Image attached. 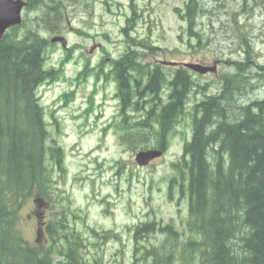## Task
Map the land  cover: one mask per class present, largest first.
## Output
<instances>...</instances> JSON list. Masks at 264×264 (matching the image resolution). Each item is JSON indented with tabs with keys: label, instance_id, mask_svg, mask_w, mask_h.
Here are the masks:
<instances>
[{
	"label": "trees",
	"instance_id": "trees-1",
	"mask_svg": "<svg viewBox=\"0 0 264 264\" xmlns=\"http://www.w3.org/2000/svg\"><path fill=\"white\" fill-rule=\"evenodd\" d=\"M28 1L23 23L10 28L0 40V264H52L54 245L28 241L18 229L27 200L54 203L52 189L56 181L50 156L55 167L64 169L63 149L50 144L51 134L38 89L45 82L62 78L65 65L72 58L67 54L57 67H47L48 50L54 49L55 43L42 33L48 29L61 34L67 16L66 0ZM254 1L264 5V0ZM211 3L184 0L182 6L174 7L186 23L185 37L191 48L201 49L212 41L203 36L197 23L200 15H210L207 6ZM132 7L133 15L127 16L121 28L124 52L119 57H109L103 47L105 55L96 65L91 64L90 58L85 59L77 80L89 75L95 77L96 84L112 79L122 116L113 124L124 133L121 138L133 146H147L149 139L154 138V147L166 151L190 93L195 87L199 92L208 84L195 81L187 68L174 70L161 64L151 65L144 59L142 49L154 52L159 47L133 35L135 16L143 11L141 6L138 10L134 4ZM30 10L37 13L28 24ZM74 30L88 35L81 28ZM250 49L246 41L248 54ZM231 63L236 71L223 74L222 90L205 95L189 112L191 140L186 141L182 156L171 163L168 197L173 199L179 189L188 201L186 241L179 249L181 232L173 224L142 222L135 231L133 264H264V98L248 104L238 102L236 94H245L240 87L249 76L241 60ZM258 66V77H264V67ZM72 94L65 93L63 97L68 102ZM91 108L92 105L89 111ZM68 216L69 213H61L51 220L48 232L54 242L67 240L65 255L70 264H78L80 237L74 238V231L58 232L60 227L68 229ZM156 232L168 236L166 241L144 242ZM173 239L174 245L168 247ZM178 250L181 253L177 255Z\"/></svg>",
	"mask_w": 264,
	"mask_h": 264
},
{
	"label": "rangeland",
	"instance_id": "rangeland-1",
	"mask_svg": "<svg viewBox=\"0 0 264 264\" xmlns=\"http://www.w3.org/2000/svg\"><path fill=\"white\" fill-rule=\"evenodd\" d=\"M211 1L207 6L210 15L198 17V27L203 36L212 39L210 45L206 42V47L201 49L188 45V38L183 32L186 23L174 10L176 5L182 6L184 0L65 2L67 16L61 34L67 36L70 46H75L73 59L65 67L64 78L41 86L39 95L51 134L50 144H57L65 152L63 171L50 166L57 181L52 195L64 200L65 205L80 217H70L68 225L84 242L81 254L87 260L100 258L102 264H131L135 227L141 221L156 220L157 226L173 224L181 232L178 248H182L186 241L189 233L186 227L187 200L181 196L179 189L175 190L173 199H169L168 184L173 173L171 163L182 155L185 139H190L192 135L189 112L205 95L219 92L221 76L236 71L231 61L241 60L244 66L251 65L248 61L264 66V5L256 4L254 0ZM132 4L136 10L141 6L143 11L139 23L132 30L133 35L148 39L159 47L154 52L142 49L144 59L151 65L177 61L176 66L165 64V68L175 70L177 67L184 68V62L213 65L219 60L215 72L201 74L191 71L195 81L208 85L199 92L196 87L192 90L185 113L176 123V133L168 150L145 167H139L135 160L136 153L144 146L123 143L118 132L107 126L120 108L113 80H103L97 87L94 86L93 76L82 83L76 81L84 66V58L89 57L96 65L105 55L103 47L109 52V57L116 58L124 52L126 44L121 28L126 22L125 13L133 10ZM36 13L28 11V24L34 20ZM75 28L85 30L88 35L77 33ZM43 30L45 36L53 35L48 29ZM246 41L251 46L250 54L245 51ZM65 54L66 50L60 44H56L54 49L49 48L47 66H57ZM224 60H230V63ZM257 67L254 66V69ZM255 73L253 70L249 83L240 87L245 94H236L238 102L248 104L264 98V79L253 76ZM70 91H75L73 98L65 102L63 94ZM92 91V110L86 113ZM148 142L150 147L155 139L151 138ZM34 210L33 201L28 202L21 212L19 224L24 237L32 242L36 239L38 227ZM54 212L43 209V221L46 223ZM91 229L100 232V236H94ZM64 230L66 228H59V232ZM107 230L111 233L105 237L104 231ZM113 233L117 236L113 237ZM44 238H48L46 232ZM167 238L156 233L149 242L161 244ZM174 241L168 242V247L174 245ZM56 260V264H62L60 257Z\"/></svg>",
	"mask_w": 264,
	"mask_h": 264
},
{
	"label": "water",
	"instance_id": "water-1",
	"mask_svg": "<svg viewBox=\"0 0 264 264\" xmlns=\"http://www.w3.org/2000/svg\"><path fill=\"white\" fill-rule=\"evenodd\" d=\"M27 3L23 0H0V40L5 36V32L9 27L19 25L22 23V10ZM61 41L64 45L66 40L64 37L56 36L52 41ZM188 67L200 72H207L208 70H215V66H203L200 64L186 63ZM162 154L161 151L150 150L140 151L137 154V161L141 165L148 164L150 160Z\"/></svg>",
	"mask_w": 264,
	"mask_h": 264
},
{
	"label": "bare ground",
	"instance_id": "bare-ground-1",
	"mask_svg": "<svg viewBox=\"0 0 264 264\" xmlns=\"http://www.w3.org/2000/svg\"><path fill=\"white\" fill-rule=\"evenodd\" d=\"M127 124V123H126Z\"/></svg>",
	"mask_w": 264,
	"mask_h": 264
}]
</instances>
